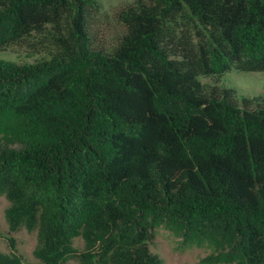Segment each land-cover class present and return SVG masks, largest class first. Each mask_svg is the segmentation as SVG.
<instances>
[{
	"label": "trees",
	"instance_id": "trees-1",
	"mask_svg": "<svg viewBox=\"0 0 264 264\" xmlns=\"http://www.w3.org/2000/svg\"><path fill=\"white\" fill-rule=\"evenodd\" d=\"M98 9L0 0V50L44 54L0 61L9 230L36 232L38 264H164L158 228L199 264H264V103L201 82L264 71V0H135L111 54L91 45Z\"/></svg>",
	"mask_w": 264,
	"mask_h": 264
},
{
	"label": "rangeland",
	"instance_id": "rangeland-1",
	"mask_svg": "<svg viewBox=\"0 0 264 264\" xmlns=\"http://www.w3.org/2000/svg\"><path fill=\"white\" fill-rule=\"evenodd\" d=\"M135 0H98L99 9L89 19L88 31L92 48L105 54H111L124 36V27L119 20V14ZM44 59V54H34L25 48H9L0 50V61H11L17 64L35 63ZM201 82L208 84L213 93H219L225 88L232 93L229 100L243 107L241 100L260 98L264 103V71L237 72L230 71L220 78H202ZM8 202L0 197V253L14 254L28 264H38L33 256L36 245V232H29L20 227L14 232L9 230L5 210ZM73 247L82 251V240L73 241ZM152 253L158 255L164 264H199L209 253L207 249L180 244L176 237L164 230L156 229L155 239L150 246ZM67 264H78L70 260Z\"/></svg>",
	"mask_w": 264,
	"mask_h": 264
}]
</instances>
